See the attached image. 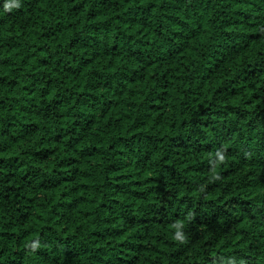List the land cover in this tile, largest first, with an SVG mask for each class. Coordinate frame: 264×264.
I'll list each match as a JSON object with an SVG mask.
<instances>
[{"label": "trees", "instance_id": "1", "mask_svg": "<svg viewBox=\"0 0 264 264\" xmlns=\"http://www.w3.org/2000/svg\"><path fill=\"white\" fill-rule=\"evenodd\" d=\"M9 2L0 264H264V0Z\"/></svg>", "mask_w": 264, "mask_h": 264}, {"label": "clouds", "instance_id": "2", "mask_svg": "<svg viewBox=\"0 0 264 264\" xmlns=\"http://www.w3.org/2000/svg\"><path fill=\"white\" fill-rule=\"evenodd\" d=\"M19 6H20V4H19V2H17L16 7H19ZM4 7H5V9H12L13 5L9 2V0H5ZM0 14H2V13H0ZM215 154L219 155V161L217 162V164L225 161L226 157H225V154L223 152H219V153H215ZM213 178H215V179L219 178L218 175L215 174V172L213 173ZM178 223L182 224V222H178ZM172 238L174 240L180 242V243H184L187 239L186 236H182L178 232L174 233Z\"/></svg>", "mask_w": 264, "mask_h": 264}]
</instances>
